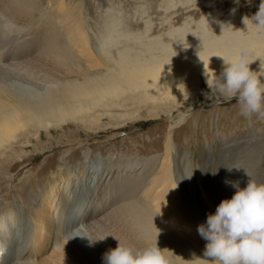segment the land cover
<instances>
[{
    "label": "rangeland",
    "instance_id": "1",
    "mask_svg": "<svg viewBox=\"0 0 264 264\" xmlns=\"http://www.w3.org/2000/svg\"><path fill=\"white\" fill-rule=\"evenodd\" d=\"M34 1L35 11L30 14L39 17L42 11V20L48 19L44 24L48 31L52 25L58 30L70 26L75 28V21L84 25L85 34L82 33L77 44H66L65 50L64 43L58 41L62 55L55 54L48 59L50 64L57 65V69L67 75L66 81L72 80L70 87L79 86L77 93L81 96V102L75 103L74 94L66 93L64 96L68 95V100L79 107H83L81 104L89 106L95 97H101V101H111L112 107L101 110L98 105L94 106L95 110H81L76 113V120H68L63 127L51 128L49 132L31 129L27 138L30 145L23 148L21 155L17 148L6 152L12 145L8 144L7 148L0 146V219L10 214L14 220L17 216L30 220L35 210L29 200L37 189L41 196L36 210L48 208L49 205L54 216L55 205H62L58 202L60 197L65 196L74 181L79 183L84 176V173L76 176L72 173L87 172L88 163L96 165L109 161L116 168L113 190L120 188L121 192L118 190L115 197L107 191L106 200L111 201L108 204L112 205L110 214L119 220L117 224L124 232L118 237L121 245L130 248L137 244L139 250L156 245L168 264H213L204 257L206 241L202 242L196 222L186 217L180 197H177L179 207L170 210L165 207L170 198H157L156 195L164 193L168 185L166 173L170 171L175 179L172 183H176L180 189L179 195L190 194L197 198V191L202 190L205 201H209V209L199 204L197 206L201 213L208 215L215 212L222 200L234 195L236 189L225 181L239 182V187L244 188L249 180L246 171L253 180L264 184V118L258 114L249 117L241 115L235 99L225 100L210 90L204 78L197 82L193 97H187L175 85L170 86L167 97L160 93L143 96L145 91L126 88L128 82L124 84L122 79L128 71L138 69L141 65L139 62L143 61L145 65L162 56L182 54V50L189 45H220L234 50L232 54H238L235 47L242 46V40L264 32L249 21L258 11L261 0ZM237 36L242 39L239 40ZM85 44H94L91 45L95 50L93 62L87 56L90 54ZM255 46L250 47L249 44L242 51L252 53L259 47ZM34 50L33 45L31 55L37 49L33 53ZM261 51L254 55L264 59V49ZM254 75L264 83V74ZM96 89L104 91L101 93L103 96L95 93ZM105 89L119 93L113 97L108 93L105 96ZM86 91L95 96H90ZM69 104L71 102L66 103ZM156 113L158 116L150 118L149 115ZM129 115L138 118L124 122ZM91 127H95V130ZM36 131L40 135L33 138L31 134ZM169 134L172 139L170 149L166 147ZM134 161L143 163L134 165ZM145 173L150 176L145 178ZM190 175V178L187 177ZM143 177L147 181L141 187L139 183ZM203 181L206 185H203ZM54 183L58 187L55 188ZM137 184L139 189H136ZM87 187L82 189L87 190ZM43 191L45 195H42ZM76 197L81 199L80 195ZM155 200L160 206L152 210L156 209L152 207ZM138 224L141 226L138 227ZM24 235L30 240V234L25 230ZM50 238L40 254L48 252V255L52 251L54 243ZM2 242L1 246L4 247ZM39 244L37 241L34 247ZM40 254L33 255V258H40L43 255Z\"/></svg>",
    "mask_w": 264,
    "mask_h": 264
},
{
    "label": "bare ground",
    "instance_id": "2",
    "mask_svg": "<svg viewBox=\"0 0 264 264\" xmlns=\"http://www.w3.org/2000/svg\"><path fill=\"white\" fill-rule=\"evenodd\" d=\"M12 4H14L13 8L11 6ZM34 4V0H12L10 2L7 0H0V146L7 148L8 144L12 145L8 147L6 152L9 153L10 150L14 151L15 148H17L20 151L19 155L24 152L23 148L29 144L27 138L30 136L29 133L31 129H43L49 132L51 128L63 127V124L68 120H76L78 118L76 117V113L81 110H93L94 106L98 105L101 106L99 108L101 110L102 108L112 107V104L110 105L111 101H101V97H95L93 101L88 104L89 106L81 104L80 106L83 107H79L78 104L76 106L73 104V101L68 100V98L70 99L68 95L71 94L72 96V94H74L73 99L77 101L75 103L80 104L81 100L79 99H81V96L77 93L79 86L70 87V85L72 86V80L66 81L67 75L57 69V65L50 64L48 59L55 54L62 55L63 50L58 49V41L64 43L65 50L66 44H77L78 41H80L78 38L82 33L85 34L84 25L75 21V28L70 26L66 29L64 28L65 30H58L52 25L50 31H48L45 29L46 27H44L48 19L45 21L42 20L44 17L42 11L39 17H34L30 14L35 11V7H33ZM57 7L60 9L59 4ZM44 29L46 30L45 32L43 31ZM237 37L239 40L242 39L240 36ZM242 41V46L240 44V47H235L237 48L236 50L239 51L238 54H232L231 51L234 50L230 51L226 47H220V45L219 47L198 46L197 44L189 45L182 50V54L174 53V55L162 56L155 61H149V63L145 65L143 61L139 62L141 64L140 67L135 71H128L126 74L123 73L125 78L122 80L124 84L128 82V87L125 86L126 88L133 89V91H145L142 94L143 96L150 93L156 95L160 93V95L164 94L167 97L170 95V86L175 85L180 87L187 97H193L195 95L194 91L198 87L197 82L202 78L207 79L205 73L209 81H212L214 79L213 73L219 76L223 72V61L219 57L234 60L239 59L242 54L247 56L248 59H245H247L248 62H251L249 64V69L254 72L253 75L264 74V59L258 55H254L258 54V51H261L262 48L264 49V32L261 34H254L249 39H244ZM249 44L250 47L255 44L259 47L257 48L255 46L257 49L252 53L248 51L243 52L242 50ZM33 45L35 50H37L36 52L34 50L33 53H35L31 55L32 53L30 54V52ZM91 45L94 46V44ZM91 45L87 44L85 48L90 54H87L88 58L93 62L95 50ZM73 64H75L74 61ZM122 66L124 67V65ZM118 75H116L117 78ZM122 76L123 75H121V77ZM94 92L103 96L102 94L104 91L96 89ZM66 93H68V98L66 95L64 96ZM86 93L92 97L95 96V94L91 92L86 91ZM107 93L113 97L117 96L119 91L114 90L111 93L109 89H105V96ZM76 96H79V98ZM87 98L88 97H86V99ZM65 102H71V104L66 105ZM85 105L86 107H84ZM149 116L151 118L158 115L156 113ZM137 118L138 117L135 115H129L124 119V122L125 120ZM94 128L95 127H91L92 130H95ZM39 135L40 133L37 131L31 134L33 138H38ZM170 137L169 134L167 137V146L165 145L168 149L172 147L170 144ZM0 151L2 152L1 147ZM8 153H6L7 156ZM0 160H2L1 157ZM142 163L141 161H134L132 164L138 165ZM143 165L146 167L145 164ZM86 167L87 172L82 171L79 174L72 173L73 176L84 173V176L80 179L81 182L75 183L74 181V183L68 187L69 190L65 196L63 198L60 197L58 202H61L62 205L60 207L55 205L54 216L51 214L52 210L49 205L48 208H39L36 210L38 198L41 196L39 189H37L33 192L29 200V204L32 205V209L35 210L32 218H30V220L32 219L31 221L18 216L17 219L14 220V217L10 214H6V217L0 219V264H103L102 257L104 253L117 246L119 242L118 237L123 231L120 230L117 224L119 220L114 216L112 217L110 214L112 205H108L111 201L107 202L106 198H108V196L106 194L107 191H109L117 197L116 194L118 190L121 192V189L115 188V190H113L114 186L112 182L116 177V174H114L116 168H113L114 165L109 161L96 165L88 163ZM166 174V182H168V185L165 187L164 193L156 195L157 198L162 196L170 198V201L167 202L165 207L173 210L179 207L177 197H180L186 217L194 220L197 225L204 224L207 219L206 216L209 214H205V216L204 213H201L197 204L208 208L209 206L207 204L209 201H205L202 190L199 189L197 191V198H194L190 194L179 195L180 189L176 187V183H172L173 180H175L172 177V173L169 171ZM144 175L145 178L146 176H150L148 173ZM145 178L143 177L142 181L138 179V181H140V186L146 183L147 180ZM75 180L77 179L75 178ZM71 181H73V179ZM151 182L153 183V181ZM54 184L56 185L55 188L58 187L56 183ZM139 184H137L136 189L140 188ZM110 185L111 188L109 187ZM203 185H206L205 181H203ZM84 186H88L87 190L82 189ZM132 189L134 190L133 186ZM45 194L46 192L43 191L42 195ZM208 194L210 195V191ZM77 195H80V200L76 197ZM97 198L100 200L96 201L95 199ZM114 202H116V200ZM120 206L121 204L119 207ZM159 206L158 200H155L152 207L156 209L152 208V210H157ZM1 213L0 211V216H2ZM133 220L137 222L136 219ZM187 225L186 223V226ZM137 226L139 227L141 225L138 224ZM141 228L142 227H140V229ZM23 229L30 234V240L27 238L28 236L26 237V235H24ZM187 230L189 231V228ZM110 231H112V233ZM103 237H105L103 240H97ZM49 238L54 243L53 249L48 255V252L45 254L42 253V255L40 253L44 249L43 246L48 243ZM90 239L97 241L90 242ZM203 240L204 239H202V242ZM37 241H39L40 244L34 247ZM1 242L4 243V247L1 246ZM27 242L28 245H26ZM119 243L121 244V242ZM137 246V244H133L130 248L139 250ZM35 254H40L42 256L40 258H33Z\"/></svg>",
    "mask_w": 264,
    "mask_h": 264
},
{
    "label": "clouds",
    "instance_id": "3",
    "mask_svg": "<svg viewBox=\"0 0 264 264\" xmlns=\"http://www.w3.org/2000/svg\"><path fill=\"white\" fill-rule=\"evenodd\" d=\"M249 21L264 31V0ZM219 58L224 65L221 75L213 73L214 79L209 81L205 73L209 89L225 100L235 99L241 115L258 114L264 118V83L250 71L251 62L243 54L234 60ZM245 174L249 180L244 188L239 187V182L225 181L236 189L234 195L222 200L206 222L198 225V234L206 241L204 257L213 264H264V184L253 180L248 172ZM102 259L103 264H168L156 245L133 250L119 242Z\"/></svg>",
    "mask_w": 264,
    "mask_h": 264
}]
</instances>
